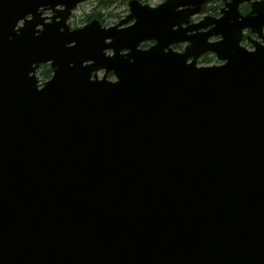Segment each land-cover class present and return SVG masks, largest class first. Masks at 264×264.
Returning a JSON list of instances; mask_svg holds the SVG:
<instances>
[{
    "label": "water",
    "instance_id": "1",
    "mask_svg": "<svg viewBox=\"0 0 264 264\" xmlns=\"http://www.w3.org/2000/svg\"><path fill=\"white\" fill-rule=\"evenodd\" d=\"M83 1L0 0V264H264V3L70 29Z\"/></svg>",
    "mask_w": 264,
    "mask_h": 264
},
{
    "label": "rangeland",
    "instance_id": "2",
    "mask_svg": "<svg viewBox=\"0 0 264 264\" xmlns=\"http://www.w3.org/2000/svg\"><path fill=\"white\" fill-rule=\"evenodd\" d=\"M129 1L130 0H112L111 3L107 7L100 6L98 3V0H86L81 3H78L77 6L72 10V13L70 14V17L67 21V24L70 26V28H76V27H82L86 23L90 22L93 19H96L100 22V24L104 27L113 26L116 25L120 20L125 18L129 14ZM142 4H147L149 6H152V0H138ZM229 2V0H204L201 5V10L199 14L192 16L191 21L197 22L200 19H202L204 16H212L214 18H219L221 15V10L223 8H226V4ZM251 4L252 1L249 2H243L238 7V10L241 14H247L251 10ZM158 5V4H157ZM52 14L51 10H45L43 11V15L50 16ZM50 21V19H48ZM130 22V21H129ZM19 24H22V22H19ZM211 28V26H209ZM256 35L255 33H252L250 29H244L242 31V39L246 37L247 35ZM247 34V35H246ZM262 35L264 37V32H262ZM218 36V35H215ZM216 37L211 38V40H215ZM257 39V38H256ZM262 38H259L261 40ZM264 41V39H263ZM145 42V43H144ZM140 43V48H148V46L152 43V41H144ZM144 43V44H143ZM185 45V44H184ZM175 50L182 52L184 50V47L182 48H174ZM108 53H111L110 50L107 51ZM201 57V56H199ZM199 57L197 61L199 60ZM198 65H211L219 63V61L216 60V58H211L210 60L207 59V61L204 63L197 62ZM43 65L49 67L48 63H42ZM42 64H39L38 68L36 69V75L39 78L40 84L44 83L47 79H41L40 75L38 74L39 69L43 66ZM98 78H101L104 74V70H99L96 72ZM50 78V77H49ZM48 78V79H49ZM106 78L109 80H114L115 77L113 76L112 72H109L106 75Z\"/></svg>",
    "mask_w": 264,
    "mask_h": 264
},
{
    "label": "flooded vegetation",
    "instance_id": "3",
    "mask_svg": "<svg viewBox=\"0 0 264 264\" xmlns=\"http://www.w3.org/2000/svg\"><path fill=\"white\" fill-rule=\"evenodd\" d=\"M226 4V3H225ZM256 34V33H255ZM247 35V34H246ZM257 38V39H256ZM259 38H261V37H259L258 36V34H256V35H250V33H249V35H247L246 37H244V39H242V41L240 42V44L243 46V47H245V48H247V49H253L254 48V42H260V43H263V38L261 39V40H259ZM218 38H216L215 40H217ZM214 41V40H213ZM149 42V41H148ZM151 42V41H150ZM153 42L154 41H152V43L150 44V45H152L153 44ZM145 43V42H144ZM143 43V44H144ZM149 45V46H150ZM148 46V47H149ZM182 47H185V45L183 44V43H178V44H176V45H172V48L174 49V48H176V49H178V48H182ZM175 50V49H174ZM215 56H214V54L213 53H210V52H207V53H205L204 55H202L201 57H199V60H198V62H201V63H203V62H206L207 61V59H211V58H214Z\"/></svg>",
    "mask_w": 264,
    "mask_h": 264
},
{
    "label": "clouds",
    "instance_id": "4",
    "mask_svg": "<svg viewBox=\"0 0 264 264\" xmlns=\"http://www.w3.org/2000/svg\"><path fill=\"white\" fill-rule=\"evenodd\" d=\"M165 3H167V0H152V6L153 7H156L157 6V4H160V5H164ZM255 3H264V0H255ZM176 8H177V10L179 11L180 10V5L179 4H177L176 5ZM226 9H227V7H226ZM14 30L15 31H17V33H19V28H15L14 27ZM259 32H264V25H261L260 26V30H259ZM37 34H39L38 32H37ZM10 39H11V37H9ZM249 52H253V51H249ZM134 57H129V60L130 61H134ZM74 62H72V61H70L69 62V64L71 65V64H73ZM28 76H30L29 75V72H28ZM31 77V76H30ZM46 86V85H45ZM45 86L43 87V88H38L37 86H36V82H35V87H36V89L37 90H43L44 88H45Z\"/></svg>",
    "mask_w": 264,
    "mask_h": 264
},
{
    "label": "trees",
    "instance_id": "5",
    "mask_svg": "<svg viewBox=\"0 0 264 264\" xmlns=\"http://www.w3.org/2000/svg\"><path fill=\"white\" fill-rule=\"evenodd\" d=\"M112 0H98V3L100 6H103V7H107L110 3H111ZM51 70L49 69V67L43 65L39 71H38V74L40 75L41 79H48L50 76H51Z\"/></svg>",
    "mask_w": 264,
    "mask_h": 264
},
{
    "label": "bare ground",
    "instance_id": "6",
    "mask_svg": "<svg viewBox=\"0 0 264 264\" xmlns=\"http://www.w3.org/2000/svg\"><path fill=\"white\" fill-rule=\"evenodd\" d=\"M69 19V18H68ZM208 52H210V53H213V52H211V51H208ZM207 53V52H206Z\"/></svg>",
    "mask_w": 264,
    "mask_h": 264
}]
</instances>
